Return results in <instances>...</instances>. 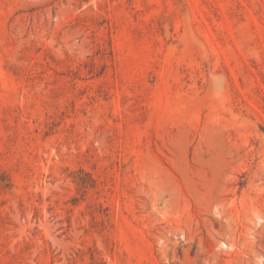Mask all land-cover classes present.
<instances>
[{"label": "rangeland", "instance_id": "1", "mask_svg": "<svg viewBox=\"0 0 264 264\" xmlns=\"http://www.w3.org/2000/svg\"><path fill=\"white\" fill-rule=\"evenodd\" d=\"M0 264H264V0H0Z\"/></svg>", "mask_w": 264, "mask_h": 264}]
</instances>
